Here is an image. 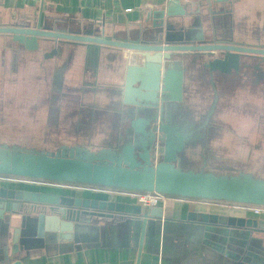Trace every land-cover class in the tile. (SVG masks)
Wrapping results in <instances>:
<instances>
[{
	"label": "water",
	"instance_id": "1",
	"mask_svg": "<svg viewBox=\"0 0 264 264\" xmlns=\"http://www.w3.org/2000/svg\"><path fill=\"white\" fill-rule=\"evenodd\" d=\"M188 6L168 0L147 14L148 27L121 36L107 32L104 23L46 24L42 8L34 18L0 26V37L26 51H43L45 59L59 57L69 45L96 55L112 51L105 59L121 67L116 73L120 83L109 91L67 87L55 74L45 86L47 98L28 108L47 106L56 115L71 94L78 95L75 101L89 98L88 112L79 119L88 130L79 128L69 141L60 142L24 129L1 134L0 176L264 207V166L237 160V150L224 145L226 139L240 138L218 118L219 96L213 84L214 74L229 75L264 61V45L233 39L229 0H206L204 15L198 10L191 18ZM184 63L198 64L212 85L213 97L202 112L184 98ZM106 124L112 131L96 140V126ZM115 218H131L129 224L138 233V264L147 229L158 227L162 219L161 207L0 187V264H21L35 245L54 241L56 230L72 232L77 248L95 242L98 227L92 221L99 225ZM198 218L201 224L220 227L217 232L223 237L235 236L239 253L246 250L264 262V248L257 250L259 241L249 238L264 233V221ZM86 230L92 232L89 241H83ZM69 238L59 235L60 240Z\"/></svg>",
	"mask_w": 264,
	"mask_h": 264
},
{
	"label": "crops",
	"instance_id": "2",
	"mask_svg": "<svg viewBox=\"0 0 264 264\" xmlns=\"http://www.w3.org/2000/svg\"><path fill=\"white\" fill-rule=\"evenodd\" d=\"M167 1L0 0V26L21 22L26 18H34L38 9L42 8L46 24L54 23L55 20H60L58 25L65 24L67 27L75 26V23L84 26L104 23L107 32L121 36L124 32L129 33L142 27H148L151 22L144 21L147 14L154 10H160ZM229 1L231 2L230 22L233 27V39L245 44L264 45V0ZM181 2H188L187 10L190 18L196 16L198 10V15H204L206 0ZM216 5L218 6V4ZM3 51L7 52V55H10L11 52L21 51L26 57L13 75L15 77L19 70L21 82L15 81L7 86H0V93L22 96V101H17L19 105L13 102L12 105L20 107L28 114V119L31 118V124L22 128L26 132L45 133L49 136L67 134L70 139L75 135L77 129L87 128L88 130V127L80 124L79 119L86 116L88 112L86 109L88 108L87 103L90 101L89 98L75 101L74 97L78 95L71 94L70 101L63 102L62 108L56 113L57 117L54 112H49L47 106L39 107L36 111L28 108V105H39L47 98L48 93L46 94L45 86L53 80L55 74L64 78L63 84L67 87L82 88L83 90L109 91L120 83L121 76L116 74L121 70L120 65L116 60L105 59L106 55L113 53L112 51L101 50L96 55L82 47L65 45L62 47L59 57L45 59L43 51H26L17 47L10 39L0 37V53ZM12 62L8 61V69ZM250 65L242 66L239 73L241 79L247 78L246 71L252 68L253 64ZM259 65L264 67V61H261L260 64L256 62V66ZM183 66L186 68L183 83L184 98L190 106L202 112L213 97V88L207 78L208 75L198 64L191 67L190 63H184ZM213 77V84L219 96L218 118L240 138L239 146H234V148L239 149L244 143L253 146L256 142V136L252 130L255 125L254 118L248 112L249 97L245 101L248 87L242 85V88H236V72L221 77L214 74ZM238 97H241V100ZM63 112H69V115H64ZM236 118H241V123L233 121ZM56 129L60 131H56ZM111 131L112 128L107 124L97 125L94 138L101 140L107 137ZM68 138L64 137V140L52 138V140L56 142L69 141ZM0 187L8 190L45 192L63 197L139 205L136 200L126 195L111 189L96 187L35 182L3 176H0ZM157 206L162 209V219L158 221V227L147 229L138 264H261L259 258H253V254L251 257L248 256L246 250L242 253L237 251L238 246L233 243L235 236H230V234L225 237L221 236L217 232L221 229L220 227L201 224L198 216H223L245 221H264V213L255 215L243 205L194 199L170 200L164 205ZM189 215L194 216L190 221L188 220ZM54 216L46 215L45 218L51 219ZM128 220L131 218L124 221H120L118 218L107 219L108 223L100 221L99 225L92 221L98 227V237L95 242L81 243L79 248L72 239V232L60 233L56 230L54 231L56 235L54 241L46 242L44 240L40 242V245H35L29 250L31 255L24 257L20 263L136 264L138 233L135 232L134 226L129 224ZM227 230L228 233L231 232V229ZM43 232L46 230L43 229ZM66 234H70L71 238L67 241L59 239V235ZM91 235L90 230L82 232L83 241H89ZM38 238V236L34 237L35 240ZM249 238L259 241L257 250L259 247L264 248L263 232L254 233ZM41 239L43 240V237ZM245 258L247 261L244 260Z\"/></svg>",
	"mask_w": 264,
	"mask_h": 264
},
{
	"label": "flooded vegetation",
	"instance_id": "3",
	"mask_svg": "<svg viewBox=\"0 0 264 264\" xmlns=\"http://www.w3.org/2000/svg\"><path fill=\"white\" fill-rule=\"evenodd\" d=\"M0 55V86H7L12 82L15 83V81H17V83H20L21 75L19 74V70L16 72L15 77H13V75L14 71H16L17 67L20 65L22 60L24 61L26 59L24 54L21 51H16L13 53L11 52L10 55H7V52L3 51L0 53ZM9 60L13 62L11 63L10 68L8 69L7 64ZM14 61L16 62L15 64ZM258 67L256 66V64H253L252 68L246 71V79H241V75L239 73L242 67H240V69L236 72L235 82L237 84L236 88H242V85H245L249 89L247 90L248 94H246L245 96V101L246 98L249 97L248 106H250V108L248 109V112L254 118L253 120L255 125L252 130H254V136H256V142L255 144H253L254 146H250L249 143H244L239 148L241 151V155L239 157L241 159L244 158V160L247 159L253 161L257 165H262L259 164V158H254L252 156L253 150L261 151V149H263L262 146L258 147L257 145L260 144L264 139V67L260 65ZM8 70L10 71V73ZM238 98H240L241 100V97ZM22 99V96L18 94L10 95L5 94V92L0 93V131H2L1 133L16 131L22 129L26 125L28 126L31 124V118L28 119V114L20 107H13L12 105V102L14 104L19 105L17 101H22ZM259 111L261 115L259 114ZM63 113L64 115H69V112ZM56 131L60 130L56 129ZM67 136V134L54 136L50 135V137L54 138L55 140H62L64 137L65 139H67L69 137ZM239 143L240 140L238 139H226L224 145L229 147H237L238 145L236 144Z\"/></svg>",
	"mask_w": 264,
	"mask_h": 264
},
{
	"label": "built area",
	"instance_id": "4",
	"mask_svg": "<svg viewBox=\"0 0 264 264\" xmlns=\"http://www.w3.org/2000/svg\"><path fill=\"white\" fill-rule=\"evenodd\" d=\"M180 1H188V0H180ZM30 181L42 182V181H36V180H30ZM53 184H59V183H53ZM113 191L119 194L126 195L130 198H133L139 204L143 206H149V207L157 206V205H164L170 200L177 201V200L186 199V198H180V197L167 196V195L158 194V193H141V192L123 191V190H113ZM243 206H246V205H243ZM246 207L249 210H251L255 215H260L264 213V207H258V206H246Z\"/></svg>",
	"mask_w": 264,
	"mask_h": 264
},
{
	"label": "rangeland",
	"instance_id": "5",
	"mask_svg": "<svg viewBox=\"0 0 264 264\" xmlns=\"http://www.w3.org/2000/svg\"><path fill=\"white\" fill-rule=\"evenodd\" d=\"M233 121H236L237 123H241V118H236V120L235 119H233ZM20 130V129H19ZM2 131H0V135L1 134H8V135H10V133L9 132H3V133H1ZM254 144H255V142H254ZM238 146H239V144H237ZM254 146V145H253ZM258 147H260V146H262L263 147V149H261V151H258V150H253L252 151V156L254 157V158H259L260 160H259V164H262V166H264V139L262 140V142L260 143V144H258L257 145ZM237 151L236 152H234V157H236V159L237 160H240V161H245L244 160V158L243 159H241L239 156L241 155V151H240V149H236ZM263 151V152H262ZM262 158H263V160H262ZM246 159V158H245ZM262 161H263V163H262ZM257 163H258V161H257ZM263 177H264V175H263ZM83 187H85V186H83ZM91 188H93V187H91Z\"/></svg>",
	"mask_w": 264,
	"mask_h": 264
}]
</instances>
